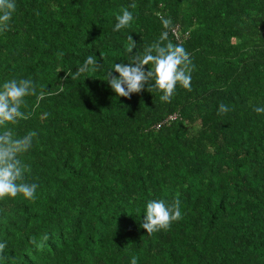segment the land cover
<instances>
[{"label":"trees","instance_id":"trees-1","mask_svg":"<svg viewBox=\"0 0 264 264\" xmlns=\"http://www.w3.org/2000/svg\"><path fill=\"white\" fill-rule=\"evenodd\" d=\"M15 4L0 84L30 79L46 95L25 97L27 118L10 125L36 133L21 159L38 188L34 202L0 200V264H264V114L253 111L264 106V0ZM123 8L134 19L114 31ZM161 15L195 66L191 90L177 85L170 103L147 83L117 96L105 73L158 39ZM89 55L90 77L65 78ZM177 198L181 220L140 227L147 201ZM45 234L37 250L30 241Z\"/></svg>","mask_w":264,"mask_h":264},{"label":"clouds","instance_id":"clouds-1","mask_svg":"<svg viewBox=\"0 0 264 264\" xmlns=\"http://www.w3.org/2000/svg\"><path fill=\"white\" fill-rule=\"evenodd\" d=\"M135 8L136 4L129 5ZM16 10L15 0H0V33H4L11 28V20ZM134 16L128 8H123L120 14L116 15L114 31L128 28ZM164 31L158 39L143 47L142 52H135L130 55V63H114L105 73L104 80L119 97H129L132 93H139L148 84V91L155 89L161 93V102H171L177 85L186 90H191V72L194 65L189 54L181 44H173L169 40V31H173L170 18L159 16ZM133 41L132 37H129ZM136 47L133 41L128 47V53H132ZM149 66L145 71L144 66ZM98 69L96 57L89 55L80 64L74 73H66L67 78L71 75L73 80L87 73ZM113 70L119 75H113ZM154 82V83H153ZM45 90L40 88L30 79H8L0 84V200L5 198H16L23 196L28 201L36 200L38 185L36 183H26L25 174L30 170V166L21 159L32 147L34 131H29L23 136L15 134L10 125H16L22 119H26V114L21 111L25 106V97L36 96L37 100L45 98ZM230 111L227 105L220 104L218 115ZM253 111L257 114H264V106H253ZM143 222L140 227L151 235L160 230H168L173 222L183 218L181 201L177 198L171 204L165 201L152 199L146 202L144 208ZM49 236L45 234L42 241L32 239L30 242L37 250H42L43 241H47ZM7 241L0 242V259L7 258ZM130 264H138L136 256H132Z\"/></svg>","mask_w":264,"mask_h":264},{"label":"built area","instance_id":"built-area-1","mask_svg":"<svg viewBox=\"0 0 264 264\" xmlns=\"http://www.w3.org/2000/svg\"><path fill=\"white\" fill-rule=\"evenodd\" d=\"M174 32H175V30H174Z\"/></svg>","mask_w":264,"mask_h":264}]
</instances>
